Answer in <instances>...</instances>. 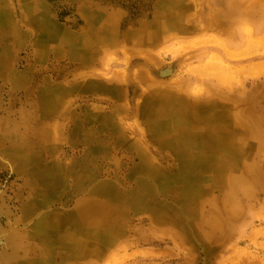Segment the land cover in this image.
Here are the masks:
<instances>
[{
	"label": "rangeland",
	"instance_id": "1",
	"mask_svg": "<svg viewBox=\"0 0 264 264\" xmlns=\"http://www.w3.org/2000/svg\"><path fill=\"white\" fill-rule=\"evenodd\" d=\"M232 3L251 4L253 18L211 27ZM152 4L0 0V118L29 110L37 120L21 149L36 179L0 164V228L17 224L39 264H264V0H162L154 13L168 24L151 47L118 45L107 57L102 39L88 42L85 10L100 18L102 8L123 35ZM162 90L178 98L151 119ZM195 102L198 130L223 143L186 141L194 110L173 106ZM89 205L102 207V228L78 221ZM47 215L58 222L47 227Z\"/></svg>",
	"mask_w": 264,
	"mask_h": 264
},
{
	"label": "bare ground",
	"instance_id": "2",
	"mask_svg": "<svg viewBox=\"0 0 264 264\" xmlns=\"http://www.w3.org/2000/svg\"><path fill=\"white\" fill-rule=\"evenodd\" d=\"M222 1H226V0H222ZM161 2H162V0H153V4L151 5L152 6L151 7L152 8L151 9L152 10V16L149 19H147V18L138 19V20L133 21L132 23L130 22L129 26H126V29L124 30L125 33H123V35H119L117 33V30H118L117 24L113 23L111 20H109L108 18L105 17V14L102 12V8L100 11L101 12L100 18H98V16H97V15H99L98 11L85 10L84 15L86 17V26L88 27V30L90 31L89 32L90 37H92V36L94 37L92 39H88V42L93 43V40L100 41L102 39L99 47L101 48V50H103L105 52V55H108L107 57L111 56L110 52L114 51L117 47H119L118 45H121V46L123 45L125 47V49L129 44H132L134 49L136 47L138 49V47L143 46V45L144 46L149 45L151 47V45L157 39L160 38V36L162 35V32L166 29L167 24H168L167 20L163 19L161 16H156L154 13V10L157 9V6H159ZM169 4H172L171 1H169ZM238 6L240 7V4H238V5L234 4V3L230 4L228 6V9L230 11V13L228 15V12H227L228 10L226 9L227 7L225 4V6H224L225 8H223L221 10V12L216 13L219 15V17L218 18H212L211 20H209L212 22L211 27L215 26L216 28H219L221 24L223 25V27H226V21L228 20V19L226 20V18L231 17V16H234V18H232L233 20L235 19V17H238L239 21H243L246 19H252L253 18L252 17L253 16L252 11H250L251 9L249 10L251 4H246V6L241 5L242 6L241 8H239ZM256 18H260V13H259V15L257 14ZM229 21H230V19H229ZM127 27L129 29V31H126V30H128ZM227 49L228 48H226V46H224V50L226 51ZM120 50H121V48H120ZM229 52L230 51H228V53ZM122 53L124 55V52H122ZM107 61H108V63H110L111 61H113V59L110 61V58H107L104 62H107ZM4 62L5 61L0 62V72H1V70L3 71L5 68ZM218 64H220V60H219ZM12 73H13V71H12ZM253 73H255V72H253ZM8 79H11L12 81H14L13 83H17L18 80H20L21 78H19V76H15V74L11 75V73H10V75H8ZM18 86H20V85H18ZM156 92H160V93H157L156 98L158 99L157 102L162 103V105L156 104L155 106L157 108L155 106H153V109L151 111V119H153V117H155V119L159 118V120H162L161 117H159L161 114L160 112L162 111L161 108H163V106L166 103H168V102H170V101H172L178 97L176 96V97H174V99H172L173 97L169 98L168 94L170 92L166 91V90H162V92L161 91H156ZM170 104L172 105L173 103H170ZM196 104L197 103L195 102V103H193V105H191V104L190 105H179L178 104L176 106H173L174 111L177 110L179 112H184V111H186V109L187 110L190 109L192 111L194 110V115H192V116L191 115L188 116L187 114H184L186 116V118H188V120L190 121V124H192V126L194 127V129H191L193 134L190 133V131H189V134H190V135H188L189 139H186V141L189 144L200 142V143H202V145H200V147H202L204 149H205V145L207 147L209 145L223 143L224 138L221 140L220 138L211 137V136L207 135L205 133V131L198 130L196 125H197L199 117H200V111H202L204 107L200 104H198V105H196ZM47 106H48V104H47ZM184 107H186V108H184ZM148 108L151 110L152 107L148 106ZM27 112L25 110H24V112L21 111L20 114H17L18 115L17 119L15 118L12 120H8V118H7V120H6V118L5 119L0 118V164H2V167H3V165H4V167L5 166L7 168L9 167L12 171L14 170V168H16L15 170L19 169L20 171L25 173L29 178L33 177L36 179L37 175H35L34 161L31 158L26 157L28 155H24V154L22 155V150H21L23 148L22 146L25 144V141L27 140V139H25L26 136H24L25 134H27V130L29 131V133H32V134H35L37 132V127L34 126L35 122H37V120L35 119V114L33 113V111H31L32 112L31 113L29 110H27ZM239 125H241V123H239ZM166 126H168V125L166 124ZM163 130L165 131L164 126H163ZM24 131H25V133H24ZM180 142L182 143L181 140H180ZM179 150H181L180 154L183 152L185 153V155H182V156H184V158L187 157L188 158L187 160H191L192 158L195 157V155L193 157V154L189 155L187 153L190 150H193L191 147L182 146V144H180ZM197 151H200V150H197ZM238 152H240V151H238ZM235 153H237V152H235ZM198 155L200 156V154H198ZM201 155H203V154L201 153ZM215 155L216 154L211 153L212 163L215 161ZM247 161H248V159H246V160L244 159L243 163H245V164L243 167H244V171L246 170V172L250 173V167H249V164H247ZM221 162L226 163V167L228 166L227 164H229L227 161L225 162L224 160L219 161L218 164L220 165ZM188 164L189 165L191 164L194 166V164H196V163L188 162ZM221 169H222V167H221ZM225 170L226 169H223V171H225ZM233 170H235V169L233 168ZM221 178L226 180V182H227V180L229 181L232 179H234V180L236 179L237 183L235 184V186L237 187V189L242 188L241 183H242L243 179L240 176L237 178H234L232 176L226 175V177H221ZM232 188H230L229 191H231ZM226 194H228V193L226 192ZM197 195L199 196V194H197ZM194 199H195V197H194ZM31 202L27 203V206L24 208L25 214L29 211V209L31 210V209L35 208V204L33 203V201H31ZM197 203H198V201H197ZM98 207L102 208L100 205ZM98 207H94L92 205H89L87 207H82L78 211V213H80V216H79L80 218H78V221H80L84 226H87L88 224H94V226L91 227L94 229L99 228V227L102 228V226H101L102 218H100L101 213H98V210L100 212L101 209ZM85 213H87L88 215L87 216L82 215ZM109 219H110L111 226L108 225L109 226L108 231H110V229H112L113 225H115V223H116L115 220L111 219V217H109ZM56 221L57 220L53 219L51 217V215H47L45 217V222L43 221V223L48 227L51 223H53V222L55 223ZM67 222H68V219H67ZM65 223H66V221H65ZM28 224H30V223H28ZM41 224H42V222H41ZM74 224H75V222H74ZM9 225H10V223H9ZM11 225H10L11 227H9V229H1L0 228V264H39V260H43L44 257H39V256L38 257H35V256L29 257L31 255V253L29 255L30 249H29L28 245L25 244L26 243L25 241L27 240L25 233H22V231H21V233H18L16 231L17 230L16 227L18 226L17 224L13 223ZM20 225H22V224H20ZM5 227H7V226H5ZM26 229H27V227H26ZM18 230H19V228H18ZM22 230H23V228H22ZM84 245H85V241H83V242H81V240L76 241V243L74 244V249H75L76 253L82 254L84 251ZM17 252L18 253L22 252L24 255L26 254L25 256H27L28 258L26 257L25 260L18 258ZM40 255H44V254H40Z\"/></svg>",
	"mask_w": 264,
	"mask_h": 264
}]
</instances>
